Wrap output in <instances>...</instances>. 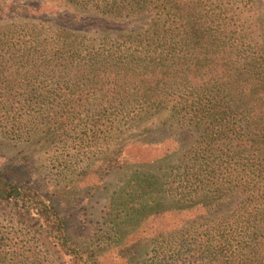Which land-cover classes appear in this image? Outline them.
<instances>
[{
  "label": "trees",
  "instance_id": "obj_1",
  "mask_svg": "<svg viewBox=\"0 0 264 264\" xmlns=\"http://www.w3.org/2000/svg\"><path fill=\"white\" fill-rule=\"evenodd\" d=\"M0 141L23 159L0 163V264H96L59 190L14 178L40 150L57 177L83 151L122 169L109 249L168 215L151 264H264V0H0Z\"/></svg>",
  "mask_w": 264,
  "mask_h": 264
},
{
  "label": "rangeland",
  "instance_id": "obj_2",
  "mask_svg": "<svg viewBox=\"0 0 264 264\" xmlns=\"http://www.w3.org/2000/svg\"><path fill=\"white\" fill-rule=\"evenodd\" d=\"M37 151L30 157V164L22 171L15 172L14 178L21 180H30L47 185V189L59 190V193L54 198L53 206L59 211L62 218L67 222L68 228L71 230L73 240L79 241L82 246L87 245L88 250L93 253L96 258V264H151L150 258L152 253L148 251V246L143 241L150 238L158 228H167L171 225L172 218L168 215H162L158 218L148 217L129 235L131 241L126 244V251L121 246L115 247L104 246L105 236L107 233V222L109 218L106 216V201L111 194L110 185H119L120 179L123 177V171L120 168H115L112 171L105 173L100 170L98 174L93 175L86 166L90 163L88 158L90 153L83 151L78 155L71 157H63L73 163L76 168L73 175L66 177L61 175L57 177L56 171L50 164L43 167L41 164L46 161L43 153ZM136 150L126 153V155H134ZM102 155L99 154V159ZM21 153L12 147L10 142L0 141V163L21 160ZM75 181L74 188L68 192L63 189L67 182ZM93 184V186H92ZM46 190V189H45ZM47 191V190H46ZM2 217V216H0ZM116 221L120 227H124L122 218H117ZM137 243V244H134ZM129 245H132L128 248ZM51 258H54L51 255ZM168 261V260H167ZM55 264H58L55 262Z\"/></svg>",
  "mask_w": 264,
  "mask_h": 264
}]
</instances>
